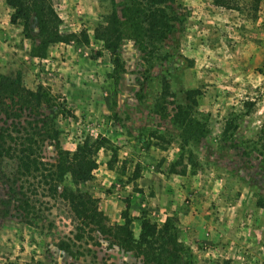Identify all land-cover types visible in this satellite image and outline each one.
I'll use <instances>...</instances> for the list:
<instances>
[{"label":"rangeland","instance_id":"rangeland-1","mask_svg":"<svg viewBox=\"0 0 264 264\" xmlns=\"http://www.w3.org/2000/svg\"><path fill=\"white\" fill-rule=\"evenodd\" d=\"M50 2L65 42L43 50L35 19L29 38L21 26L0 29V76L19 74L31 91L42 86L58 109L48 114L45 105L24 107L22 119L43 122V157L56 165L83 141L106 138L109 143L98 151L96 162L107 164L114 151L112 170L123 171L130 181L143 161L159 166V174L183 155L187 173L175 184L196 193L194 202L179 200L185 215L197 221L193 234L175 215L170 219L178 239L191 250L188 263L264 264V0H235V10L216 7L211 0H176L174 8L186 15L183 31L155 49L144 38L142 0ZM113 17L121 35L118 81L109 76L111 55L101 41ZM188 90L200 91L193 110L185 100ZM118 131L130 138L114 141ZM104 171L93 174L112 181ZM12 174L13 164L5 162L0 172V264H156L96 232L74 248L82 256L70 257L57 247V239L71 237L66 205L45 193L38 199L53 208L37 206L48 219L42 230L24 225L6 179ZM96 185L92 180L83 189L94 197L98 188L125 202L121 214L126 211L133 219L135 237L142 214L163 224L162 215L141 207L136 184L122 185L121 192L114 183ZM109 207L119 209L115 203ZM50 221L56 229L48 231Z\"/></svg>","mask_w":264,"mask_h":264},{"label":"trees","instance_id":"trees-1","mask_svg":"<svg viewBox=\"0 0 264 264\" xmlns=\"http://www.w3.org/2000/svg\"><path fill=\"white\" fill-rule=\"evenodd\" d=\"M142 2L144 38L151 49H155L158 44L169 38L175 39L182 33L186 15L174 8L176 0H142ZM211 2L219 8L237 9L235 0H211ZM4 3L10 10V24L21 26L27 38L31 33L30 24L33 19L36 20L43 50L49 45L66 41L58 32L60 20L50 0H4ZM117 23L118 19L113 17L112 26L105 29L101 38L104 48L111 55L113 68L109 76L115 81L119 80L123 70L119 55L121 35ZM40 56L44 57L45 53ZM177 66L174 65L175 68ZM168 89L165 83L164 94H168ZM198 95H200L199 90L184 92L190 110L197 107L195 97ZM27 104L34 107L48 106L50 108L48 114L58 110L53 105L49 91L42 86L31 91L22 85L19 74L0 76V172L5 162L13 164L14 174L10 179H6L9 189L16 195V209L20 212L21 223L42 230L48 219L37 206L44 205L46 211H51L53 208L49 203L38 199L45 197L46 193L56 202L61 200L72 216V223L69 224L72 228L69 232L71 237L65 240L57 239L58 249L72 258L82 256L78 250L74 251V248L79 249L81 247L79 243L86 242L85 238L92 240L89 233L96 232L114 238L127 251H136L150 263H190L191 250L178 239L176 227L170 218L165 219L162 225H158L146 214H142L139 235L135 237L133 219L126 211L121 214L122 224H109L107 216L99 209L98 199L83 189L84 185L93 180V172L98 167L95 156L109 143L108 139L101 138L94 142L85 140L76 146L74 152H64L61 155V162L53 165L43 157L44 139L42 128L39 126L43 122L30 123L22 119ZM177 109L182 110L180 106ZM48 114L44 116L47 117ZM186 127L190 125L187 124ZM115 158L116 153L113 151L107 163L108 169L112 170V162ZM167 172L176 176H184L187 173L183 155L169 164ZM137 175L138 173H135L134 178ZM66 176H69V180L65 179ZM62 226L67 227L66 224ZM52 229H56V225L50 221L48 231Z\"/></svg>","mask_w":264,"mask_h":264},{"label":"crops","instance_id":"crops-1","mask_svg":"<svg viewBox=\"0 0 264 264\" xmlns=\"http://www.w3.org/2000/svg\"><path fill=\"white\" fill-rule=\"evenodd\" d=\"M9 12L10 10L7 8V6L4 3V0H0V29H6L11 26L9 22ZM1 34V30H0ZM116 132V131H115ZM128 137L130 138V135L127 136L123 134L122 131H118L113 135V140H117V138H124ZM132 147V144H129V147ZM141 160V159H140ZM98 167L94 172L97 171H105L103 173H107V176L113 178L112 181L108 178H102L98 175V177L93 174V176H96V179H93V186L102 184L105 186V188H108L112 183L116 184L118 186L119 192L123 189L122 185H125L124 188L128 187L130 184H136L137 188L140 189V193L138 194L140 204L142 208L149 209V212H152L153 214H160L163 216V222L167 218H172V215H175L176 218L183 223L186 227L189 235H192L191 226L195 224L197 221L191 220L189 218V215H185V211L180 205V198L185 199H193L196 193L193 191H189L186 193V188H183L181 186L176 185L175 183L180 182L177 178L180 176L171 175L168 174L167 171H164V173H156V170L160 168L159 166H153L151 163L148 162H141L139 167V172L136 178H132L130 181L126 177V174L122 172L113 171L107 168V164L104 163L101 167L99 163L97 162ZM101 169V170H100ZM163 170V169H162ZM96 185V187H98ZM98 188L94 191V198L98 199V205L101 208V210L112 220H114L116 223L121 224V211L123 210L124 206L126 205L125 202L118 200L117 198H112L110 194H107L105 196L104 194L99 193ZM151 194V195H150ZM194 196V197H193ZM110 203H115L119 209L116 212L111 211V208L109 207ZM189 203V202H188ZM140 226V225H139ZM137 229V228H136ZM139 229V227H138ZM192 233V234H191ZM139 235V233H138Z\"/></svg>","mask_w":264,"mask_h":264},{"label":"built area","instance_id":"built-area-1","mask_svg":"<svg viewBox=\"0 0 264 264\" xmlns=\"http://www.w3.org/2000/svg\"><path fill=\"white\" fill-rule=\"evenodd\" d=\"M189 200H191V199H188L187 201L189 202Z\"/></svg>","mask_w":264,"mask_h":264}]
</instances>
